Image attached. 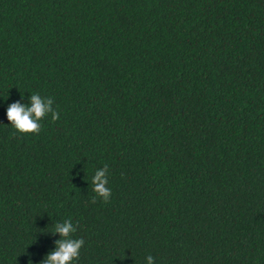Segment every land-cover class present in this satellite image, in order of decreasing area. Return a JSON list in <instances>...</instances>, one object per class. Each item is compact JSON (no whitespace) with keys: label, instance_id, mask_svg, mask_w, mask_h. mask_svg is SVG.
<instances>
[{"label":"trees","instance_id":"16d2710c","mask_svg":"<svg viewBox=\"0 0 264 264\" xmlns=\"http://www.w3.org/2000/svg\"><path fill=\"white\" fill-rule=\"evenodd\" d=\"M65 220L73 264H264V0H0V264Z\"/></svg>","mask_w":264,"mask_h":264},{"label":"clouds","instance_id":"9594fccd","mask_svg":"<svg viewBox=\"0 0 264 264\" xmlns=\"http://www.w3.org/2000/svg\"><path fill=\"white\" fill-rule=\"evenodd\" d=\"M30 106L22 104L19 101L10 104L7 108V119L16 131L21 134H39L41 131L40 121L47 115H51L53 122L57 121L59 112L53 108L52 98H43L39 94H31ZM93 191L96 196L92 202H96V198L100 197L107 203L112 195L111 190L106 187L108 184L107 165L95 172L92 179ZM76 227L71 220H65L63 223H57L53 235L59 233L61 239L55 241L56 248L51 251L41 264H73L78 260L80 249L84 245L83 239L73 238ZM147 264H154V257L149 255L146 257Z\"/></svg>","mask_w":264,"mask_h":264}]
</instances>
